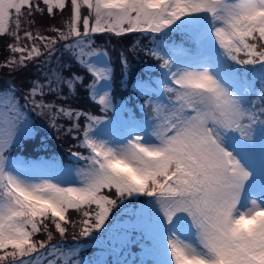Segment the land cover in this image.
Returning a JSON list of instances; mask_svg holds the SVG:
<instances>
[{"label":"snow or ice","instance_id":"snow-or-ice-1","mask_svg":"<svg viewBox=\"0 0 264 264\" xmlns=\"http://www.w3.org/2000/svg\"><path fill=\"white\" fill-rule=\"evenodd\" d=\"M66 9L63 27L46 29L54 35L28 27L21 35L36 14ZM97 33L147 34L162 78L132 84L145 118L120 137L100 127L101 116L47 102L48 95L67 100L65 88L84 84L74 72L63 75L70 63L34 80L23 96L14 86L0 90V264H85L79 247L52 243L54 233L64 238L79 228L99 239L114 210L134 197L151 198L136 226L156 264H264V0H0V36L12 38L0 67L26 68L63 41L69 60L93 78L91 100L107 113L116 108L113 70L94 47ZM175 33L189 34L197 50L170 44ZM28 104L52 127L63 128L56 121L65 118L66 131L79 134L87 154L71 153L83 162L74 176L12 159L36 130Z\"/></svg>","mask_w":264,"mask_h":264},{"label":"rangeland","instance_id":"rangeland-1","mask_svg":"<svg viewBox=\"0 0 264 264\" xmlns=\"http://www.w3.org/2000/svg\"><path fill=\"white\" fill-rule=\"evenodd\" d=\"M57 17H61L58 19L57 24L59 23L60 27H63V21L68 18L67 9L63 16L57 14L53 20L49 22L45 21V19L49 18L46 13L43 16L36 14L35 24L31 26L23 25L21 35H23V27H28L30 30L38 28L42 34L49 35L46 29L53 26V21ZM40 28H43V30ZM52 34L54 35V33ZM122 38L112 33H97L92 36L94 47L98 51L107 53V59L110 61L113 70L111 94L116 108L101 115L105 120V125L100 126L105 127V131L113 137H120L124 134L130 124L141 122L145 118L146 112V106L143 105V96L137 95L134 92V97L131 91L129 92L122 85L118 84L119 80H117L118 77L115 75V67L118 63L121 61L120 64L123 65L122 60L124 58L127 59V68L122 69L125 73V81H129L131 84H133L137 78H141L137 74L132 73L131 69H128L133 68L134 66L136 72L140 71L142 75L145 73V77L152 81L162 78L161 70L158 68L159 61L150 55H146L148 59L141 56L145 55L148 48L154 47V45L149 43L143 46L141 43L137 44L136 42L133 47H123L121 42ZM184 38L188 41L194 40L186 33H184ZM176 40L177 38L173 35L169 40V43L177 45ZM11 42V37L7 35L0 36V46H4L3 50H6L8 53L5 60L10 55L7 50V45ZM26 43L31 44L29 41H26ZM64 43L65 42L61 41L57 44L56 51L53 53L52 57H48L45 54L44 56L38 57L34 61L29 62L26 68L20 70L5 68L6 71L4 72V68L1 67L0 73H7L10 75V79L2 80V76L0 75V90L14 86L17 89L18 94L23 96L26 94L29 86L34 80L44 81L45 77L49 76L50 69L55 70L64 62L70 63L71 68H74L75 63H71L73 61L69 60L68 53L63 48ZM40 47L43 50L42 44ZM187 49H191L195 52L192 48L187 47ZM134 55H136V57ZM71 68H64L63 75L67 77L73 73ZM117 69L121 71V68ZM86 73L88 72L86 71ZM88 74L92 78L91 74ZM114 77L116 78L115 85L113 82ZM78 85L79 84H77L74 93L69 92L67 88L64 89L63 95L67 96V100L71 101L75 99L72 95L77 93ZM117 87H120V90H117ZM119 91L122 93L128 91L130 96L120 98ZM132 98L143 106L144 113H141L140 110L137 113L135 106L133 108V106L129 105V101ZM46 100L47 102H55L63 106L66 105L65 107L68 106V104H66L68 101L56 99L53 95H48ZM76 101L78 100L75 99L74 102ZM88 101H92L90 96ZM25 112L29 116V119L35 126L36 130L33 135L25 137L20 144L13 149L11 153L12 159L28 165H49L57 171H59L57 166L64 170L71 169L74 176L75 170L82 166L83 162L79 161V159L71 153L81 152L85 155L87 154L86 149L78 146L80 141L75 137L79 134L76 132L69 134L66 131L69 122L65 118H58L56 121L58 124L63 125V128L58 130L57 128L52 127L49 118L47 116L39 115L38 110H34L31 104L27 105ZM256 140L258 145L260 140L259 134H257ZM149 199L151 198L134 197L131 199V202L127 203L126 207L121 206L119 212L114 210V218L110 217L112 225L111 230L103 232V235H101L99 239L94 238L98 235L95 233L93 234V237H82L79 235V228L72 229L70 227L64 238H61L58 233H54L55 238L52 243H58L65 251L79 247V258L85 261V264H156L157 257L147 250L151 245L150 239L140 227L136 226L140 219V210ZM70 219L78 221L80 217L78 214L70 212ZM68 234L70 236H68ZM37 238L46 239L43 234L39 235ZM99 240H101V242H99ZM121 258H123V261L120 260Z\"/></svg>","mask_w":264,"mask_h":264},{"label":"trees","instance_id":"trees-1","mask_svg":"<svg viewBox=\"0 0 264 264\" xmlns=\"http://www.w3.org/2000/svg\"><path fill=\"white\" fill-rule=\"evenodd\" d=\"M54 17H49L48 19H45V21L49 22L51 20H53ZM61 18V17H57L53 22V26H56V27H60L59 23L57 24V21L58 19ZM43 30V28H40ZM49 35H53L51 32H48ZM113 34V33H112ZM120 38H122V36H119ZM174 37L177 38V42L182 45L184 48H192L193 50H196L197 49V42L195 40L193 41H188L187 39L184 38V33H175L174 34ZM139 41V43H141L143 46L145 44H149L150 43V39L148 37V35H145L143 36V34L141 33H129V34H126V35H123V38L121 39V42H122V46L123 47H127V46H131L133 47V45ZM4 46H0V62L1 64L4 62L5 60V57L6 55H8L7 51L3 50ZM147 52L145 53V55H141L142 57L148 59L146 57ZM133 56V55H132ZM136 57V55H134ZM130 57V56H129ZM119 59V58H118ZM71 63H75L74 65V68H71L72 71L78 75H83L84 76V84L81 85L79 84L78 85V91L76 94L72 95V97H74L75 99H77L78 101L74 102L75 99L73 100H65V101H68L66 104H68L67 107H72L74 109H77L81 112H87V113H90V114H93V115H98V116H101V115H104L105 112L101 111L100 110V105L96 104L95 102L93 101H88L89 99V89H88V85L92 83V79L88 73H86V69L83 68L81 65H79L78 63L76 62H71ZM121 61L118 63V65L115 67V75L118 77L117 80L118 81V84L122 85L125 89H127L129 92L132 90L131 89V86L132 85L129 81H125L124 77H125V73H124V70L122 68H125L123 65L120 64ZM114 65H115V58H114ZM133 67V66H132ZM1 68V67H0ZM4 68L3 71L5 72V68L7 67H2ZM117 68H121V71H119ZM134 68V69H133ZM133 68H128V69H131L132 70V73H135L137 74L139 77L141 78H146L145 77V73L142 75L139 72H136L135 70V66ZM78 69V70H77ZM12 71V70H11ZM20 72V71H18ZM129 74V73H128ZM0 75L2 76L1 79L2 80H5V79H10V75H8L7 73L5 74H1ZM115 81H116V78L114 77V85H115ZM120 90V87H117V90ZM125 92V93H122L121 91H119V94H120V98H124V97H127V96H130L129 92ZM134 99H130L129 101V105L135 106L136 108V112L138 113L140 108L137 104H134ZM66 106V105H65ZM143 113V112H142ZM80 123L83 125V124H86L87 123V120H86V117H81V121ZM32 157H35V156H32ZM68 236H70L68 234ZM56 242V241H55ZM99 242H101V240H99ZM120 258V257H119ZM121 261H123V258H121Z\"/></svg>","mask_w":264,"mask_h":264}]
</instances>
